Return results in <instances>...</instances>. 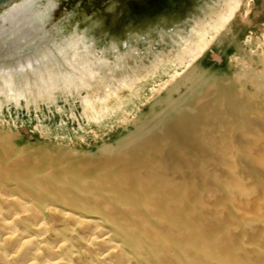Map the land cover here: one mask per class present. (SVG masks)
<instances>
[{"label": "bare ground", "instance_id": "1", "mask_svg": "<svg viewBox=\"0 0 264 264\" xmlns=\"http://www.w3.org/2000/svg\"><path fill=\"white\" fill-rule=\"evenodd\" d=\"M249 1L205 0L125 50L57 38L58 0L0 10V107L74 88L98 127L0 123V264H264V0L232 22Z\"/></svg>", "mask_w": 264, "mask_h": 264}, {"label": "rangeland", "instance_id": "2", "mask_svg": "<svg viewBox=\"0 0 264 264\" xmlns=\"http://www.w3.org/2000/svg\"><path fill=\"white\" fill-rule=\"evenodd\" d=\"M204 1L58 0V5L52 16V27L54 26L53 29H56L54 33L57 38H61L64 34L67 35L75 30H88L94 36L97 35L96 40L99 42L97 43L99 48L110 44L114 35H117L121 38L123 42L122 48L125 50V42L129 40L130 36L136 34V32H141L145 36L148 34V29L152 28V36H155L156 31L154 30L156 28L167 25H170L168 31H171L172 27L176 25V21L181 23L197 13L199 10L198 6ZM243 2L246 3L247 0H243ZM259 2L260 0H251L247 4L244 3L248 9L245 12L241 11L237 13L232 21L234 29L241 27L249 21ZM263 8L260 10V14L262 15L258 14V19L254 23L256 31L252 36V47H264ZM249 34V29L244 28L240 37L242 39L244 37L248 38L251 35ZM149 36L147 35V37ZM156 43L155 47H153L154 50L161 47L160 44L157 43V45ZM142 46L145 49V46ZM212 55L215 56L214 54ZM68 63L72 65V62L69 61ZM67 69L69 71V68ZM26 101L24 98L21 99V103H17L14 100L5 101L1 105L2 107H0V123L6 127L19 129L24 138H29L30 127H41V124H45V122H54L56 125L74 129L81 127L98 128L87 124L80 95L74 88L66 90L58 88L53 93L47 94L46 97L38 96L35 101L31 100L29 103H26Z\"/></svg>", "mask_w": 264, "mask_h": 264}, {"label": "water", "instance_id": "3", "mask_svg": "<svg viewBox=\"0 0 264 264\" xmlns=\"http://www.w3.org/2000/svg\"><path fill=\"white\" fill-rule=\"evenodd\" d=\"M16 0H0V10L3 9L4 7L10 5Z\"/></svg>", "mask_w": 264, "mask_h": 264}]
</instances>
